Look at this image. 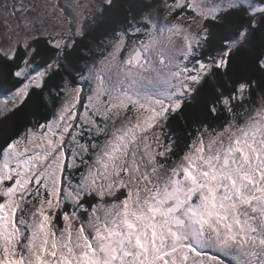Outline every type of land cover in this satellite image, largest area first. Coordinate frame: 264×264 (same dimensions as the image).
Instances as JSON below:
<instances>
[{
    "label": "snow or ice",
    "instance_id": "1",
    "mask_svg": "<svg viewBox=\"0 0 264 264\" xmlns=\"http://www.w3.org/2000/svg\"><path fill=\"white\" fill-rule=\"evenodd\" d=\"M40 8L0 4V264H264V0Z\"/></svg>",
    "mask_w": 264,
    "mask_h": 264
},
{
    "label": "trees",
    "instance_id": "2",
    "mask_svg": "<svg viewBox=\"0 0 264 264\" xmlns=\"http://www.w3.org/2000/svg\"><path fill=\"white\" fill-rule=\"evenodd\" d=\"M3 1V0H2ZM1 2V0H0ZM120 3H124L125 0H119ZM119 11V9H118ZM108 25L104 23H100L97 26H91L90 28L87 29V35L83 40H81L80 44L77 45V48L72 50L69 55L72 58H82L85 57V53L83 51V48H89L91 49L93 46V42L99 44L101 39L104 38V34L107 32ZM92 37L91 40L88 39V37ZM37 44L39 45V49L41 53H46L47 52V45L42 44L39 41H37ZM245 63L246 60L242 58L240 62V68H238L235 72V75L239 77L244 71H245ZM10 67V66H9ZM3 67L0 66V75H3ZM11 82V80H9ZM261 86L264 87V78L261 79ZM201 95H203V90L201 92ZM203 106V100L198 99L195 104H189L187 109H186V116L189 120V122L192 121L193 118L199 117L200 115V109ZM35 115L37 116H43L44 113L38 109L33 110ZM8 119L15 121V127L19 128L21 124L27 121H31L33 119V112H30L29 110L25 109L24 111L17 112L15 115L8 117ZM177 121H179V117H177ZM180 126H183V121H179ZM173 128L177 131L178 133V139H185L183 135L179 134V128L176 126V122H173Z\"/></svg>",
    "mask_w": 264,
    "mask_h": 264
},
{
    "label": "rangeland",
    "instance_id": "3",
    "mask_svg": "<svg viewBox=\"0 0 264 264\" xmlns=\"http://www.w3.org/2000/svg\"><path fill=\"white\" fill-rule=\"evenodd\" d=\"M5 2V0H1L0 4H3ZM8 3H12L15 2L21 6H25L27 7V11L24 13L21 12H17L14 18H10V22L15 24L17 22H19L23 16H27V17H33L36 16L40 11V5L42 4V0H7ZM54 22L52 21H45L44 26H48L50 27ZM91 22H88V24L86 25V29L90 28ZM3 27H4V23H3V17H0V31H3ZM37 28H41L42 26L37 23L36 25Z\"/></svg>",
    "mask_w": 264,
    "mask_h": 264
}]
</instances>
